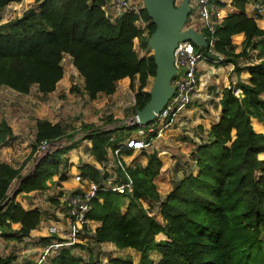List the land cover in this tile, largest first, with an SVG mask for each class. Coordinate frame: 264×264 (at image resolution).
<instances>
[{
	"label": "trees",
	"instance_id": "1",
	"mask_svg": "<svg viewBox=\"0 0 264 264\" xmlns=\"http://www.w3.org/2000/svg\"><path fill=\"white\" fill-rule=\"evenodd\" d=\"M19 1L0 0V88L28 94L36 85L43 95H49L63 79V58L69 55L84 79L89 99L114 94L118 81L129 77L132 88L134 80L139 83L134 111L149 102L150 92L144 89L149 78L155 77L156 65L153 54L141 56L139 52L151 49L149 38L156 26L145 8L142 15L146 31L136 24L138 15L133 12L113 19L107 12L108 0H35L22 16L3 22L5 9ZM247 3L248 0H233V11L225 14L217 29V55L197 47L211 61L222 55V62L233 63L235 72L245 70L250 75L248 81L238 84L240 95L234 87L224 90L221 118L193 156L198 173L181 179L163 197L154 181L162 161L156 151L147 154L146 166L127 170L134 182L133 193L98 191L88 214L89 219L100 223L93 236L96 244L133 249L141 254L140 264H264V159L259 157L264 153V133L253 126L254 118L264 125V29L247 14ZM240 33L245 35L244 49L237 53L232 37ZM248 49H258L262 60L241 67L239 60L248 54ZM84 127L91 131L88 138L93 154L106 161L112 134L102 127ZM118 129L112 133L119 132L123 138L124 130L129 132L130 127L125 124ZM13 133L8 121L1 119L0 146ZM65 136L73 139L76 132L68 135L61 123L39 119L27 162L41 153L43 142L51 145ZM71 149V145L62 146L47 156H37L34 173L19 182L18 192L49 189L48 181L68 166L66 155ZM27 162L15 167L0 161V206L10 197L12 184L24 177ZM121 197L129 199L126 210ZM149 200L160 203L161 219L153 213ZM41 219L40 210L26 211L10 197L0 211V235L11 237L15 232L12 223L19 222L22 228L15 232L16 239L28 237ZM159 234L167 239L157 241ZM55 238L60 239L54 234L46 241L50 244ZM77 247L85 248L80 243L60 248L43 264H97L76 255ZM151 251L162 258L155 262L149 256ZM16 260L13 255L0 254V264H15ZM110 263L135 264L118 257H111Z\"/></svg>",
	"mask_w": 264,
	"mask_h": 264
},
{
	"label": "crops",
	"instance_id": "2",
	"mask_svg": "<svg viewBox=\"0 0 264 264\" xmlns=\"http://www.w3.org/2000/svg\"><path fill=\"white\" fill-rule=\"evenodd\" d=\"M30 1L33 2L35 5V0ZM133 1L139 3L138 0ZM232 2L233 0H219V3L223 8L224 17L226 13L233 11L234 7L232 5ZM15 3L19 4V2ZM11 5H14V3ZM246 10L249 16H252L257 20L259 27L264 29V0H248ZM108 11L110 12L109 15L113 19L118 18L115 10L109 8ZM236 37H238L237 39L241 40L239 44H236ZM244 40L245 35L243 33L236 34L232 37V42L237 46V53H240L244 49L242 46ZM257 51L258 49H248V54L246 56H243L239 60L240 66L244 67L252 63H256L254 61V55L256 57V54H254V52L257 53ZM140 52L142 53L141 56L144 55L143 50H141ZM234 68L235 65L230 62H208L206 60H202L199 63V67L197 70L199 84L197 90L193 95L191 104L181 114H179L172 120L171 124L161 133L160 136L153 138L152 144L150 146V148L152 147V150H123L119 153L115 152V148L117 145L124 143L130 137H142L141 132H144L147 129L146 126H142L144 130H141L138 134H134L131 130H129V132H126L127 130H124L125 135L123 138L122 135L120 136L119 132L112 133L113 130H119L118 128L124 126L125 124L130 127L129 124L132 125L130 123L131 118H133L132 116L124 120H122V118L124 117H116V115L109 116L106 125L102 127L103 130L109 131L112 134L111 139L113 140L111 141V145L107 147L108 159L106 161L98 160V158L93 154V144L92 141L88 138V135L91 133V131H87L84 127L87 124L83 125L81 129L75 128L74 132H77L76 136L73 139L68 138L69 144L72 146V149L66 155V158L68 159V166L63 168L62 172L59 175L53 176V178L48 181V185L50 186V188L45 191H23L20 193L18 191H15L14 196L11 197L14 198L15 202L20 203L26 211H33L35 209L40 210V212L42 213V219L39 226L31 232L30 236L24 237L22 239H16L15 232L22 228V224L19 222L12 223V228L15 232L11 234V237H4V239L7 241H13L14 243L16 241L23 242L24 240H26L27 242L38 241L39 244L35 242V245L37 244V248H41L42 253L43 250L49 244L46 241V238L50 237L49 227L55 226L62 230L66 229L68 226V211L66 204L62 200L63 194H66V192L69 191L84 190L89 187L91 182L97 183V178L99 179L98 183L103 186H115L117 184H120L126 179V177L124 176V172H128L127 170L129 168L136 166L144 167L148 164L147 154L151 152L156 151L158 153V157L161 159L163 164L159 175H157L154 180L157 184V187L161 181H165V177H168V180L172 179V182L173 180L177 179V184L181 179L188 176L189 174H197L199 168L196 162L194 161L193 156L197 148L208 140V131L221 118V100L223 97L224 90L228 88L229 85H232V87L236 89H241L238 88V84L240 82L248 81L250 77L248 71L243 70L240 73H237L235 72ZM77 73L79 74L78 70ZM66 77L67 73H65L63 79L58 83L56 91L58 90L60 83H63ZM153 80L154 77L149 78L148 86L144 89L145 91H150L151 86L153 84ZM138 86V79H136L134 80L135 93L138 89ZM82 87L84 91V79ZM131 88V79L129 77H125L118 81L117 90L114 94L104 95L109 96L111 98L119 99L123 96H127L126 94L131 92L132 95L135 96V93H133ZM74 89L77 90L78 88L74 86L73 90ZM51 94L52 93L43 96L48 97ZM100 95L98 97H100ZM135 113L136 112H134V114ZM110 119H113V121L109 122ZM46 120H49L52 123H61L66 130V134L73 132L70 131L69 127L63 122L53 121L51 119ZM254 122H257L259 125V128L256 131L264 133V125L256 118L253 119V123ZM13 132V137H11L5 145H1L0 150L4 147H12L15 145V142H17L18 137L20 136L17 135V132L14 130V128ZM33 159H31L30 161H33ZM0 161L2 160L0 159ZM119 161L122 163L123 167L119 168ZM28 162L26 163L24 168L27 167ZM14 166L17 167L16 165ZM35 167L36 163L31 170H29L25 174L23 173L24 177L22 179L24 180L25 178L30 177L29 173L33 171ZM94 172H97L98 175L94 174ZM78 175L82 176L81 181L76 179ZM61 176H64V179H61ZM21 181L22 180H20V182ZM176 184L173 182L174 186ZM159 192L163 197L167 195H163L160 190ZM149 203L152 206H158L161 212L160 203L151 200H149ZM128 205L129 199L126 198L125 202H123V209L126 210L128 208ZM159 218L161 219L162 217L159 216ZM99 225L100 223L98 221L91 219L88 220V229H86L83 235L81 236L80 246L96 245L97 247H100L103 245H113L112 243H103L101 245H98L94 242V232ZM113 247L114 250L112 251H115V248L118 249L115 245H113ZM120 250L125 252L119 258L132 260V258L128 255L134 253L135 250L130 248ZM0 254L2 256H7L3 255L1 251Z\"/></svg>",
	"mask_w": 264,
	"mask_h": 264
},
{
	"label": "rangeland",
	"instance_id": "3",
	"mask_svg": "<svg viewBox=\"0 0 264 264\" xmlns=\"http://www.w3.org/2000/svg\"><path fill=\"white\" fill-rule=\"evenodd\" d=\"M182 1L183 0H177V3L180 4ZM138 2L143 4L142 0H138ZM190 5L193 8V12L196 13L197 6L194 4L193 0H190ZM33 6L34 3L30 0H20L19 4L14 3V5L7 7L4 11L3 22L22 16L24 11ZM107 8H109V6H107ZM237 38L238 37L235 39L236 44H239L241 40ZM242 46L244 48V41ZM139 53L140 55L142 54L141 52ZM147 54H153V50L144 51V55ZM254 54H256L257 57L256 59L254 55V61L256 63L262 60L259 50L257 53L254 52ZM63 65L67 77L63 83H60L58 90L48 97H44L36 85L31 88L28 94L19 93L7 87L0 88V120L6 118L17 132V135L20 136L14 146L4 147L0 150V159L2 161L5 160L17 167L27 162V158L29 157L35 141L36 124L39 119H51L53 121L63 122L69 127L70 131L74 132L75 128L81 129L85 124L103 127L106 125L109 116L116 115V117H124L122 120L135 116L136 113L134 114L135 111L132 108L134 107L135 96H133L131 92L126 94L127 96H123L119 99L111 98L103 94L93 101L89 99L88 95L83 91V79L77 73L76 67L70 56H65ZM74 86L78 89L73 90ZM131 89L133 93H135V89ZM129 126L134 134H138L141 130H144V128L138 124H129ZM253 126L256 130L259 128L257 122H254ZM73 132L69 134H73ZM160 135L157 134V136ZM68 138L69 136H65L51 144L49 149H41V153H38L33 161L28 162L23 173L25 174L34 167L36 163L35 158L37 156H45L47 153H50L51 150H56L62 146H69ZM147 149L152 150V147H148ZM259 157L264 159V153H260ZM164 180L165 181H161L158 184V189L163 195H166L173 189V182L176 184L177 179L172 182V179L168 180V177H165ZM19 182L20 181L17 180L12 184L10 197L14 196L15 191H18ZM125 199V197H121L120 201L125 202ZM152 207L153 213L158 217L161 216L158 206L153 205ZM49 234L50 236H54L50 232ZM166 239L167 237L162 234L156 236L157 241ZM35 242L39 244L38 241L27 242L26 240L23 242L16 241L14 243L13 241L5 240L4 237L0 235V251L3 255L15 254L13 255L17 258L15 264H37L40 262L46 248L41 253V248H37ZM112 250H114V247L110 244L100 247L96 245L85 246V248L77 247L74 251L76 255L82 256L85 261H94L97 262V264H111V257L119 258L125 252L119 248H115V251ZM128 256L132 258L135 264H140L141 255L138 252L134 251V253ZM149 256L155 262L162 258L159 253L154 251H151Z\"/></svg>",
	"mask_w": 264,
	"mask_h": 264
},
{
	"label": "built area",
	"instance_id": "4",
	"mask_svg": "<svg viewBox=\"0 0 264 264\" xmlns=\"http://www.w3.org/2000/svg\"><path fill=\"white\" fill-rule=\"evenodd\" d=\"M196 4L197 12L193 8L188 17L185 29L194 28L197 32L204 34L208 42V50L211 55H217L215 44L217 40V29L224 20L223 8L219 0H193ZM13 4V3H12ZM12 6L11 4L8 6ZM107 6L116 11L118 17L127 12H133L138 15L136 24L147 30V23L142 15L144 4H139L133 0H108ZM191 6V5H190ZM107 8V7H106ZM108 14L110 12L108 11ZM6 10V9H5ZM138 42V40H136ZM224 57L219 55L216 59H211L198 50L197 46L191 41L181 42L175 50V65L177 73L173 79L172 85L175 88L174 94L168 100L163 110L157 115L155 121L146 126V130L141 132L142 137H130L124 143L117 146L115 152L123 150L142 151L151 146L153 134H161L172 122V120L181 114L192 102L193 95L197 90L199 79L197 70L202 60L208 62H222ZM228 88H232L229 85ZM241 89H236V94L240 95ZM50 144L43 142L41 149H49ZM118 166L123 167L119 161ZM126 179L115 186L101 187L95 182H91L89 187L81 191H70L62 195V200L67 206L68 226L66 229H59L55 226L50 227L51 234L59 235L58 238L46 247L45 252L37 264H43L46 257L63 247H71L81 243V236L88 227V214L93 208V200L97 198L100 190H114L119 193H133L134 182L127 172H124ZM77 180L81 181L82 176L78 175Z\"/></svg>",
	"mask_w": 264,
	"mask_h": 264
},
{
	"label": "water",
	"instance_id": "5",
	"mask_svg": "<svg viewBox=\"0 0 264 264\" xmlns=\"http://www.w3.org/2000/svg\"><path fill=\"white\" fill-rule=\"evenodd\" d=\"M142 1L149 17L156 26L149 38V45L153 50L156 65V75L149 91L151 95L149 102L143 109L136 110V114L131 118L130 123L148 126L155 121L157 115L174 94L175 88L172 82L177 73L175 50L179 43L191 41L197 47L206 49L209 45L203 33L197 32L194 28L185 29L192 10L190 0H183L180 4L177 3V0ZM34 170L29 173V176L33 174ZM21 180L23 181V179ZM9 200L10 197L0 206V211Z\"/></svg>",
	"mask_w": 264,
	"mask_h": 264
}]
</instances>
